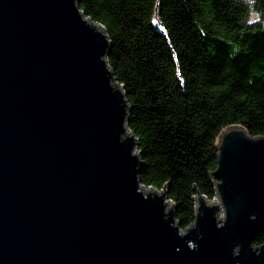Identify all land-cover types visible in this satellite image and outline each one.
<instances>
[{
    "label": "water",
    "instance_id": "95a60500",
    "mask_svg": "<svg viewBox=\"0 0 264 264\" xmlns=\"http://www.w3.org/2000/svg\"><path fill=\"white\" fill-rule=\"evenodd\" d=\"M110 44L76 0H0V264H264V136L221 132L182 230L140 182Z\"/></svg>",
    "mask_w": 264,
    "mask_h": 264
},
{
    "label": "trees",
    "instance_id": "16d2710c",
    "mask_svg": "<svg viewBox=\"0 0 264 264\" xmlns=\"http://www.w3.org/2000/svg\"><path fill=\"white\" fill-rule=\"evenodd\" d=\"M76 1L108 34L140 182L166 186L185 229L195 220V188L216 196L221 132L237 125L264 136V0ZM263 242L259 232L254 244Z\"/></svg>",
    "mask_w": 264,
    "mask_h": 264
},
{
    "label": "built area",
    "instance_id": "2783aa9c",
    "mask_svg": "<svg viewBox=\"0 0 264 264\" xmlns=\"http://www.w3.org/2000/svg\"><path fill=\"white\" fill-rule=\"evenodd\" d=\"M215 199H216V196H215L214 199H212V200L208 199V200L212 202V201H214ZM169 201H170L171 203H173L171 200H169ZM222 216H224V213L221 214V217H222ZM182 230H184V229H182Z\"/></svg>",
    "mask_w": 264,
    "mask_h": 264
},
{
    "label": "rangeland",
    "instance_id": "374dc122",
    "mask_svg": "<svg viewBox=\"0 0 264 264\" xmlns=\"http://www.w3.org/2000/svg\"><path fill=\"white\" fill-rule=\"evenodd\" d=\"M219 139H220V136H219Z\"/></svg>",
    "mask_w": 264,
    "mask_h": 264
}]
</instances>
